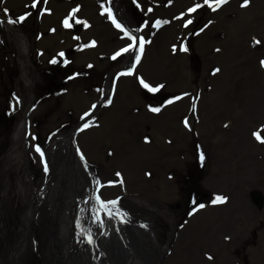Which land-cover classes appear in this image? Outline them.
<instances>
[{
    "label": "bare ground",
    "instance_id": "6f19581e",
    "mask_svg": "<svg viewBox=\"0 0 264 264\" xmlns=\"http://www.w3.org/2000/svg\"><path fill=\"white\" fill-rule=\"evenodd\" d=\"M33 1L2 2L20 10ZM113 1L134 33L136 47H129L132 42L116 28L119 19L114 16L115 23L110 22L107 0H46L49 11L36 41L43 57L51 58L49 47L59 49L74 43L71 30L61 27V19L70 8H77L86 20V31L83 43L77 46L76 69L86 73L75 79L79 84L70 87L60 102H41L31 114L40 118L28 128L18 119L20 123L10 135L12 145L20 148L18 152L25 158V132L33 131L36 137L38 132L60 126L68 120L65 113L70 109L76 113L74 119L81 112L83 118L92 116L83 133L73 134L77 144L63 141L59 151L44 150L58 170L51 180L65 181L58 187L50 180L54 189L43 190L50 218L46 264H65L64 256L68 264H238L236 252L241 243L264 220V143L257 139V135L264 139V0H250L246 7L243 0H228L219 7L217 0H137L135 14L145 19L143 27L131 19L134 6L124 0ZM193 8L196 10L190 11ZM188 31L196 32L197 38H190L194 47L184 45ZM13 34L22 61L25 96L39 87L36 78L42 74L31 69L34 64L26 60L30 41ZM141 38L142 52L138 47ZM125 48L129 50L124 52ZM120 52L124 55L112 77L127 59L125 73L132 74L122 73L114 81L99 80L98 73L107 71L113 56ZM57 67L65 68L63 64ZM5 80L10 81L9 69ZM9 83L13 89L6 96L12 99L2 102L6 112L13 111L10 106L18 109L22 100L15 91L19 85ZM101 87L105 97L97 93ZM68 134L61 132L59 140L70 138ZM75 146L88 169L103 182L98 185L94 180L101 200L96 191L89 197L81 194L84 186L80 185L87 184L89 175L72 159ZM195 148L208 159L202 182L224 202L192 212L194 209L184 208L192 203L186 196H191L193 187L186 193L181 182L189 168L198 170L200 158L192 162L197 157ZM34 156L42 164V157ZM102 175L107 179L100 178ZM79 186L82 188L77 190ZM252 192L260 193L261 203L255 194V199L250 198ZM82 204H86L83 210L73 212ZM180 207L186 219L176 213ZM105 216L116 223L106 224L101 234ZM162 217L169 222L168 235L158 227ZM74 224L83 227L85 244L72 258L67 248H75L69 231ZM258 242L248 248L249 263L244 264H264V228L259 230ZM104 252L101 258L99 254Z\"/></svg>",
    "mask_w": 264,
    "mask_h": 264
},
{
    "label": "rangeland",
    "instance_id": "374dc122",
    "mask_svg": "<svg viewBox=\"0 0 264 264\" xmlns=\"http://www.w3.org/2000/svg\"><path fill=\"white\" fill-rule=\"evenodd\" d=\"M2 1L0 0V16L2 18L0 20V264H46L49 263V259L47 257L49 253L46 247L49 244L48 237H50L48 236L50 218L49 215H46V208L49 206L48 200L45 199L46 193L40 189V186L42 185V179L38 176L42 175L41 170L39 165L35 164L31 156H28L27 163L21 162V156H18V147L15 148L12 145L14 140L8 139L9 137L7 136L10 130L14 129V125L19 118L18 114L20 109H17L16 114L13 115L14 119L6 118L7 107L3 105L2 102L3 100L8 102L12 99V96L9 98V96H6V93H10L9 82L13 81L19 85V88L16 92L22 96L20 106H25L24 111L26 110V107L29 105V103L35 98L37 99L38 97H41L40 95L44 93L52 94L60 85L70 88L71 85H78L79 83H77V80L72 79L71 74L66 73L69 71V69L72 70V68L69 66H66L65 69L59 68L57 71H54L56 66H52L54 65L53 56L55 58L58 57L59 59L61 57H59L58 54L52 55L53 60L48 57L47 62H44V60L39 57V49L37 50L39 47L37 46L38 42H33L35 41L37 30L40 31L41 29L39 27L41 20L36 18L38 10H26V8H21L19 10L10 6H4ZM124 1L126 5L129 4L132 8L134 6V8L131 9L133 10V17L131 19H133L135 23H138V26L143 27L145 19L141 20L142 16L137 15L138 8L135 7L138 6L136 5L137 0ZM30 3L31 2H28V6H30ZM32 3L34 4V1ZM45 8L46 2L44 3L42 13L39 15H43V13L46 12ZM135 11H137L136 14ZM72 14L73 11H70L67 15L70 17ZM28 15L33 16H31L29 19ZM23 16L26 18L23 21H18V19L22 18ZM62 20L63 22L65 21V19ZM13 21L15 23L25 24L21 25V27L26 29V31L30 30L29 33L31 32V29H33L30 36L28 37L30 43L32 44V47L30 48L33 56L31 62L35 66L31 69L35 68L34 70L39 73L43 70L42 76L44 78L42 79V76L39 75L38 78H36L39 83V87L35 89L33 93L30 92L25 96L22 92L25 81L21 80L22 78L20 77V69L17 67V64L20 61L18 46H16V43L11 36V34L14 32V28H16L15 26H10V22ZM30 22H32L31 25ZM77 25L80 29L82 28L83 25L80 19L79 24ZM159 28L161 27L159 26ZM9 29H11L12 33L8 31ZM80 29L77 31V33L74 29L73 34L74 41L76 43H78L82 37V32ZM195 33L192 34L189 31L186 33L184 45H190L194 47L192 45V39L190 38H197ZM189 39L191 43L189 42ZM19 40L26 41L22 40V38H19ZM73 48L74 47L71 46L65 47L64 50L66 51L64 52H71ZM120 53L121 54L118 56L115 55L116 58L113 59L107 71L98 73L99 80H109V73H112L120 60H122L124 53ZM75 54L76 53L74 52L67 56L65 58L66 61H69L70 63L74 62ZM13 58L14 60H12ZM194 62L197 63L199 67H201L199 61ZM72 65L75 67L76 63L74 62ZM11 68L13 70H11ZM8 69L10 70V81L6 82L5 75ZM47 72L49 78L45 80ZM103 91H105V89L104 87H101L100 92L97 93L101 94ZM103 94L104 93H102V95ZM29 97L31 98L30 100H28ZM71 120L72 119H70V121ZM195 149L197 150L195 155L197 157H195L192 162L201 156L198 153L199 149ZM206 160H208L207 157H204L203 161L197 160L198 164L196 163V167L198 170L189 168L190 174L185 175L187 179H185L184 191L187 193L189 187L197 188V192L200 195L198 205H207L209 202H214L217 198V196L213 194L212 189L208 188L209 185L205 184V182H202V175L206 171L208 172V167L205 163ZM23 164H26L27 166L24 167ZM57 172L58 170L56 169V165L52 166L51 163H48L47 171L44 172L43 178H47L48 175H52L50 173ZM31 190L34 191V195H31ZM179 212H181V207L180 209L176 210V213L179 214ZM180 216L183 217L184 215L181 214ZM164 217L159 220L161 222L159 228L165 230L167 232L166 234H169V222ZM256 228L251 231L250 235L248 234L246 236L248 238L241 243L240 249L237 250L236 258L238 259V264L249 263L248 248L250 246L256 247L258 245L259 230L264 228V220H261L260 225H257ZM59 242L62 243V241ZM69 249L67 248L68 253H70ZM14 250L18 251L19 253L16 255ZM12 253L13 255H11Z\"/></svg>",
    "mask_w": 264,
    "mask_h": 264
},
{
    "label": "snow or ice",
    "instance_id": "6c2138e0",
    "mask_svg": "<svg viewBox=\"0 0 264 264\" xmlns=\"http://www.w3.org/2000/svg\"><path fill=\"white\" fill-rule=\"evenodd\" d=\"M40 2V0H34V4H33V7H35L38 3ZM45 2H46V0H45ZM228 2V0H217V4H216V6L217 7H219L221 4H224V3H227ZM249 2H250V0H243V4H242V6L243 7H246L248 4H249ZM205 3H208V0H205ZM211 6V5H210ZM196 9L195 8H193V9H191L190 11H195ZM105 11L106 12H109V14H111L110 13V10L109 9H105ZM149 11H151V9H149ZM26 17H22V21L25 19ZM65 26L66 27H68V26H70L69 25V23H68V20H65ZM114 23H115V21H114ZM157 23H159V22H157ZM188 23H191V21H188ZM116 27H118V28H120L121 27V25L120 24H116ZM125 35L127 36V35H129V33L128 32H125ZM132 39H133V44L132 45H130L129 47H136V43H135V41H136V37L135 36H132ZM256 43H259V41H256ZM90 46H94V42H93V45H90ZM143 46H144V40L141 38L140 39V41H139V45H138V47H139V50H140V52H142L143 51ZM129 49L128 48H125L123 51L124 52H127ZM184 51H187V49L185 48V49H183ZM121 53H117L116 55L118 56V55H120ZM62 55V54H61ZM116 58V56H113V59H115ZM139 59H140V57H139V55H137L136 56V61L137 62H139ZM56 61H53V63H55ZM262 63H264V62H262ZM217 71H219L218 69H217ZM132 73L131 72H128V73H124V75H131ZM145 87H147V85H145ZM153 91H155V90H157V89H152ZM171 102V101H170ZM107 103H111V100L109 99L108 101H107ZM93 108H95V105H93ZM152 111H154V112H159L160 111V109L159 108H153L152 109ZM86 116H87V114H85ZM185 124H186V126H187V121H185ZM90 125H89V123H85L83 126H82V129L81 130H83V129H86V128H88ZM257 139L258 140H261V142L262 143H264V139H261L258 135H257ZM36 151L37 152H39L40 153V155H41V157L43 158V155H44V153L41 151V149L37 146V148H36ZM203 159H204V156H203V154H201V156H200V160L201 161H203ZM42 162H44L43 160H42ZM45 163V171H47V165H46V162H44ZM119 175V174H118ZM121 183H122V181H121ZM224 202V199L222 198V197H217L216 198V200L214 201V203H223ZM200 207H204L203 205H200ZM89 242H91V237H89Z\"/></svg>",
    "mask_w": 264,
    "mask_h": 264
}]
</instances>
